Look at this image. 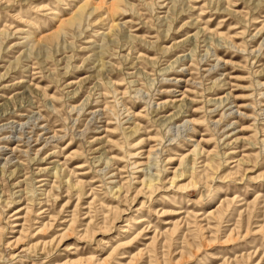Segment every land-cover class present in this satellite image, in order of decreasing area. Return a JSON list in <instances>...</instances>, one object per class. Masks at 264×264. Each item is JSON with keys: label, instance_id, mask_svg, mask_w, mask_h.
<instances>
[{"label": "rangeland", "instance_id": "rangeland-1", "mask_svg": "<svg viewBox=\"0 0 264 264\" xmlns=\"http://www.w3.org/2000/svg\"><path fill=\"white\" fill-rule=\"evenodd\" d=\"M0 264H264V0H0Z\"/></svg>", "mask_w": 264, "mask_h": 264}]
</instances>
